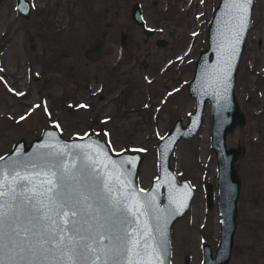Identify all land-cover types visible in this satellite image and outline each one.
Masks as SVG:
<instances>
[{
	"label": "rangeland",
	"instance_id": "1",
	"mask_svg": "<svg viewBox=\"0 0 264 264\" xmlns=\"http://www.w3.org/2000/svg\"><path fill=\"white\" fill-rule=\"evenodd\" d=\"M31 2L23 17L14 0H0V156L46 126L64 137L94 134L113 152L143 151L137 184L148 188L157 176V141L194 109L187 85L218 0H65L64 13L58 0ZM135 2L152 35L131 19ZM97 37L103 54L87 59L83 50ZM234 90L245 122L225 143L244 150L234 162L240 192L226 264H264V0L254 2ZM211 122L206 105L198 131L179 140L170 156L177 177L194 188L189 209L172 225L170 264H200L202 245H218ZM205 181L213 185L212 207L205 204Z\"/></svg>",
	"mask_w": 264,
	"mask_h": 264
},
{
	"label": "water",
	"instance_id": "2",
	"mask_svg": "<svg viewBox=\"0 0 264 264\" xmlns=\"http://www.w3.org/2000/svg\"><path fill=\"white\" fill-rule=\"evenodd\" d=\"M255 0L249 5L247 27L240 32V41L233 51L238 21L233 18L231 4L233 0H218L207 27L206 47L202 48L194 62L187 92L194 100V109L183 124L178 117L156 143L157 176L148 188L137 184V174L143 160L141 150H123L113 152L109 144L94 134L64 137L53 126L43 128L38 137L28 144L20 137L12 148L1 155L0 165L15 163L22 175H34L31 166L43 167L56 153H62L63 162L78 165L81 157L94 167L95 183L107 182L117 195L121 192L132 200L144 203L151 201L152 210L140 217V224L147 225L148 234L141 242L147 241L156 249L150 257L151 264H170L171 230L173 223L189 209L194 195V188L187 178L179 179L170 165V156L177 142L192 137L203 122L206 105L212 117L210 128V145L215 153L216 165V203L219 213V239L213 250L209 243L202 245L201 264H226L231 256L233 236L236 228L237 199L240 192V178L234 162L241 150L239 147L226 146L225 139L229 131L245 122V114L240 108L235 94V81L239 62L245 47L248 31L252 24ZM30 1L16 0V11L23 17L30 15ZM131 18L140 25L143 32L150 35L152 28L147 27L141 6L134 3ZM164 40L163 38L159 41ZM104 42L101 38L93 39L83 50V55L90 60L102 56ZM27 169V170H26ZM4 174L9 175L4 168ZM87 178V177H86ZM204 198L207 207H212L214 190L210 181L204 182ZM141 227L140 231H143ZM163 240L166 252L160 248ZM151 251V249H149ZM143 254V252H142Z\"/></svg>",
	"mask_w": 264,
	"mask_h": 264
},
{
	"label": "snow or ice",
	"instance_id": "3",
	"mask_svg": "<svg viewBox=\"0 0 264 264\" xmlns=\"http://www.w3.org/2000/svg\"><path fill=\"white\" fill-rule=\"evenodd\" d=\"M251 3L231 4L238 21L233 51ZM63 159L56 153L43 167L32 165L34 175H22L15 163L0 165V264H151L145 257L156 249L142 245L148 228L140 224L151 201L117 195L111 178L97 185L84 157L79 165ZM160 248L166 252L163 240Z\"/></svg>",
	"mask_w": 264,
	"mask_h": 264
},
{
	"label": "flooded vegetation",
	"instance_id": "4",
	"mask_svg": "<svg viewBox=\"0 0 264 264\" xmlns=\"http://www.w3.org/2000/svg\"><path fill=\"white\" fill-rule=\"evenodd\" d=\"M31 1V0H30ZM49 2H51V1H53V0H48ZM136 3V2H135ZM134 4V3H133ZM133 4H132V6H133ZM59 6V7H58ZM132 6H131V9H132ZM57 7H58V9H61L62 7L64 8L63 10H62V12L64 13L65 12V7H66V5H65V0H58V2H57ZM31 8H32V5H31ZM31 8H30V12H31ZM14 9H15V11H16V0H14ZM131 9H130V17H131ZM142 9V8H141ZM17 12V11H16ZM18 13V12H17ZM19 14V13H18ZM62 18H63V16H62ZM61 17H59V14H58V17H57V20L59 19V22L61 21L60 19H62ZM132 19V18H131ZM133 20V19H132ZM135 23V22H134ZM137 24V23H136ZM57 25H60V24H58L57 23ZM138 25V24H137ZM140 26V25H139ZM141 27V26H140ZM141 29H142V27H141ZM142 31H143V29H142ZM155 32V30L153 29V32L150 34V35H152L153 33ZM144 33V32H143ZM144 34H146V33H144ZM147 35V34H146ZM159 39H160V37H156V39H155V42L156 43H158V44H165L164 42V40H161V41H159ZM103 50H104V47H103ZM103 54V53H102ZM245 114V113H244ZM243 146V145H242ZM240 148V147H239ZM240 150H241V152L244 150L243 149V147H241L240 148ZM241 152H240V154H241ZM187 260V259H186Z\"/></svg>",
	"mask_w": 264,
	"mask_h": 264
}]
</instances>
